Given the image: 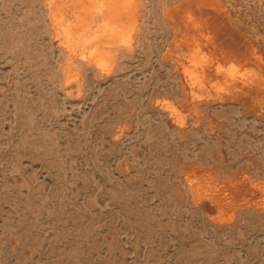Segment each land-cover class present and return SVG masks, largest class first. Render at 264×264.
<instances>
[{"label": "rangeland", "instance_id": "rangeland-1", "mask_svg": "<svg viewBox=\"0 0 264 264\" xmlns=\"http://www.w3.org/2000/svg\"><path fill=\"white\" fill-rule=\"evenodd\" d=\"M0 264H264V0H0Z\"/></svg>", "mask_w": 264, "mask_h": 264}, {"label": "bare ground", "instance_id": "bare-ground-1", "mask_svg": "<svg viewBox=\"0 0 264 264\" xmlns=\"http://www.w3.org/2000/svg\"><path fill=\"white\" fill-rule=\"evenodd\" d=\"M85 50H87V49H85ZM206 53V52H205ZM208 55V54H207ZM232 62V61H231ZM189 69V68H188ZM245 71V70H244ZM239 72V71H238ZM193 77H194V75H193ZM201 87V86H200ZM203 89V88H202Z\"/></svg>", "mask_w": 264, "mask_h": 264}]
</instances>
